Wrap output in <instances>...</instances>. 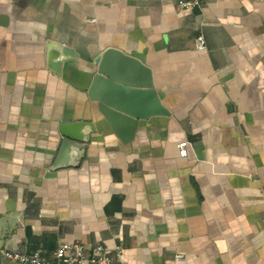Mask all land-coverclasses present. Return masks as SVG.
<instances>
[{
  "label": "crops",
  "instance_id": "0c3cea01",
  "mask_svg": "<svg viewBox=\"0 0 264 264\" xmlns=\"http://www.w3.org/2000/svg\"><path fill=\"white\" fill-rule=\"evenodd\" d=\"M178 1L0 0V264L72 242L119 247L114 264H264V0ZM48 40L78 54L58 74ZM109 46L150 67L169 115L126 142L96 126L55 166L59 124L95 121Z\"/></svg>",
  "mask_w": 264,
  "mask_h": 264
},
{
  "label": "water",
  "instance_id": "95a60500",
  "mask_svg": "<svg viewBox=\"0 0 264 264\" xmlns=\"http://www.w3.org/2000/svg\"><path fill=\"white\" fill-rule=\"evenodd\" d=\"M77 52L54 40L46 44L47 67L60 73L64 61L77 58ZM95 67L88 97L95 121H64L58 126L61 137L55 166L70 147L88 143L91 134L110 128L123 142L133 137L140 119L169 115L154 88L152 71L139 58L115 47H106L92 60ZM97 126V128H96Z\"/></svg>",
  "mask_w": 264,
  "mask_h": 264
},
{
  "label": "built area",
  "instance_id": "2783aa9c",
  "mask_svg": "<svg viewBox=\"0 0 264 264\" xmlns=\"http://www.w3.org/2000/svg\"><path fill=\"white\" fill-rule=\"evenodd\" d=\"M202 0H179L177 7L180 10H191L195 6H200ZM195 48L204 50L206 48L203 35L199 34L194 38ZM186 142L178 144L180 153L184 155ZM120 251L119 247H108L103 244H94L87 248L80 242L59 244L52 252V258L43 254V250L38 248L31 252L25 251H2V255L11 264H114V256ZM183 256L176 254L175 259L179 260Z\"/></svg>",
  "mask_w": 264,
  "mask_h": 264
}]
</instances>
